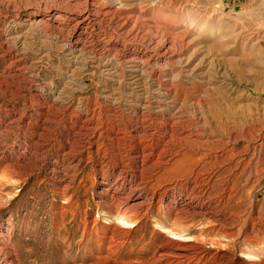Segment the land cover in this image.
<instances>
[{"label": "rangeland", "instance_id": "1", "mask_svg": "<svg viewBox=\"0 0 264 264\" xmlns=\"http://www.w3.org/2000/svg\"><path fill=\"white\" fill-rule=\"evenodd\" d=\"M101 1L118 8L120 17L129 20L128 27L121 29L126 39L153 46L157 52L151 53L156 59L162 56V60L148 64L118 62L114 51L103 56L99 53L103 51L102 45L97 41L104 38V32L95 34L97 41L88 45L87 51H70L65 42L53 36L15 33L18 24L13 11L0 6V28L12 33V38H18L21 43L24 58L21 74L26 77L23 79H28V85L20 87V91L13 80L7 81L9 89L0 85V252L3 249L0 264H4L3 253L9 250L14 264L171 263L166 255L167 249L170 251L168 240L178 237L167 233L173 224L164 217L165 212L161 210L157 216L158 206L154 203L149 212L147 207L142 210L137 224L118 225L121 229L131 227L129 234L118 229L117 216H111L117 212L98 204V188L92 177L94 160H88L80 168H73L67 158L58 160L66 174L67 182L63 185L52 180L45 156L21 170L8 164L9 138L15 143V150L25 154L30 144L24 137L35 139L36 133H42L31 131L32 135L18 124L9 133L12 110L29 98L37 99L41 93L53 95L58 91L75 101L108 95L122 100L146 99L154 102L152 108L157 110L161 102L169 115L179 114L188 125L193 121L201 133L202 145H198L204 157L211 160L225 155L230 159V171L225 176L230 177L231 185L242 194L240 209L249 212L255 208L260 218L253 232L239 223L237 229L242 231L236 237L238 247L221 245L227 252L221 263L233 264L237 255L244 260L240 264H264V0ZM26 11L24 7L20 10L22 15ZM196 21L203 28L194 26ZM7 64L8 61L0 60V71ZM59 134L55 133L53 137L57 138L48 142L55 151L60 147ZM115 145L102 147L110 163L124 144ZM177 173L171 171L165 175L166 180L176 178ZM71 181V187L65 188ZM155 191L157 200L164 193L160 203L163 205L174 198H188L183 186L171 181ZM206 227L203 222L192 223L189 239L200 235ZM201 237L211 252L209 255L216 253L219 246L212 245L209 239L219 238L218 235L207 230ZM113 242L117 245L113 246Z\"/></svg>", "mask_w": 264, "mask_h": 264}, {"label": "bare ground", "instance_id": "2", "mask_svg": "<svg viewBox=\"0 0 264 264\" xmlns=\"http://www.w3.org/2000/svg\"><path fill=\"white\" fill-rule=\"evenodd\" d=\"M1 4L13 11L12 14L17 21L19 30L14 29L15 33L53 36L65 42V46L70 51H79L85 48L88 50L87 46L93 45L97 41L96 35L104 32V38H98L97 41L102 45L101 50L103 51L99 52L101 54L114 51L117 61H139L142 64L162 60V56L156 59L151 53L156 51L155 48H152L153 46L137 40L131 42L128 38L126 39L123 36L125 33L121 34V29L129 24V20L120 17L121 13L119 14L118 8H112L101 0H0V6H2ZM23 7L27 10L25 15L20 12ZM1 9L3 10V8ZM193 25L203 28V25L197 21L193 22ZM107 29H110L111 33ZM20 44L18 38H12V33L8 34L5 29L0 28V60L9 62V65L7 64L0 71V85L3 84L6 89H9L8 80L17 82L16 90L28 85V79H26L27 81L23 79L26 77L21 74L24 58L19 47ZM133 44L144 50L139 51L138 48H133ZM158 45L156 46L158 47ZM108 60H110V56ZM81 85L84 87L83 82ZM52 89L54 90V88ZM36 98H29L21 107L16 106L12 110V121L10 119V122L8 121V132L13 131L15 125L18 124L27 132L34 131L36 133V130H40L42 133H36L35 139L24 137L30 144L29 151L25 154L17 152L15 143L9 138L6 150L8 164L21 170V168L39 162L40 158L45 156V159L49 160V175L52 180L63 185L67 182L66 174L64 170L60 169L58 160L67 158L73 168H80L84 163L86 165L88 160H94L92 169L94 176L92 177L96 179L94 184L98 188V204L107 205L113 213L117 212L111 213V216H117V223H119L117 228L122 224H137L142 210L147 207L149 212L154 203L158 206L157 216L160 215L161 210L165 212L164 217H167L173 224L167 233L180 238L172 239L170 237L168 240L170 251L167 249V253L162 254L166 253L170 264H222L221 261L225 259L227 252L220 247L227 243L237 249L236 237L242 231L237 229L239 223L242 222L246 230L251 232L259 223L260 218L256 215L255 208H250L249 212L240 209L242 194L239 195L240 193L235 190V185L234 187L231 185L230 177L225 176L226 171H230V159L225 155L214 156L211 160L206 159V156L204 157L200 151L202 147L200 148L198 145L201 143V133L199 132V134L196 130L195 123L190 120L191 124L188 125L179 114L169 115L165 112L161 102L158 103L157 110L152 108L154 102H147L146 99L122 100L118 99L120 97L113 98L109 95L105 97L91 96L75 101L73 97L58 91L53 95L41 93ZM176 111L179 112V109ZM192 120L194 119L192 118ZM54 131L55 133L60 132L58 136L60 147L56 151L54 146L52 147L48 143L57 138L53 137ZM45 134L47 136L43 140L42 137ZM120 142L124 144L123 149L120 151L118 148L120 153L111 159L110 163L107 161L102 147L116 146L115 144H120ZM52 150L54 151L52 152ZM109 150L111 151L110 148ZM54 157L57 160H54ZM175 170L178 171V176L166 180L165 175L167 176L168 173ZM181 170H184L183 173H180ZM163 171L164 173L160 175ZM169 181L183 186L186 190L187 200L174 198V200H168L166 205L160 204L164 193L160 195L161 199L157 200L155 190L161 189L164 183ZM72 182L65 184L64 187H71ZM244 197L246 198L245 195ZM254 201L257 202L255 198ZM198 221L203 222L207 227L202 230V233L200 232V235L194 236L195 238H191V240L189 237L192 236L187 235L188 231L191 224ZM119 228L121 229L120 226ZM207 230H209V234L215 233L219 237L209 239L212 245L219 246L213 255H209L210 250L205 246L204 239L201 237ZM121 231L128 233L131 231V227L129 229V226H123ZM206 238H208V234ZM114 243L113 246L117 245ZM112 245L110 244V246ZM3 254L4 264H14L13 258L10 256L13 253L10 250ZM242 261L244 260L236 255L233 264H240Z\"/></svg>", "mask_w": 264, "mask_h": 264}]
</instances>
